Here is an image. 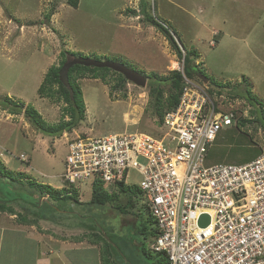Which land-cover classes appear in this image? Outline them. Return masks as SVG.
Here are the masks:
<instances>
[{"label": "rangeland", "instance_id": "rangeland-1", "mask_svg": "<svg viewBox=\"0 0 264 264\" xmlns=\"http://www.w3.org/2000/svg\"><path fill=\"white\" fill-rule=\"evenodd\" d=\"M142 2L148 4L151 15L172 30L184 53L197 49L200 56L195 62L209 78V89L217 105L236 111L237 119L257 116L260 121L246 127H224L210 148L206 164H243L264 154L261 107L247 99L249 90L264 105V0H80L78 7L70 5L68 0H0V100L17 101L24 110L27 106L34 107L49 124L70 120L64 99L39 95V87L50 67L61 64L63 50L77 56L121 62L148 77L146 86L127 79L121 81L116 73L107 77L108 82L90 76L79 79L86 103L85 118L78 127L60 136L41 133L24 112L11 113L9 108L14 107L13 103L8 104L9 108L0 104L3 166L14 174L23 173L26 178L71 194L74 188L64 183L62 174L73 138L135 131L162 133V125L151 107L150 88L155 83L150 76L153 73L170 76L184 69V62L165 35L146 21ZM73 57L68 55L67 60ZM197 79L201 85L203 81ZM141 180L137 170H129L127 185L139 186ZM6 181H0V198H13L18 185L13 180L12 184ZM18 184L29 187L26 182ZM92 184L91 180L77 184L75 190L80 203L61 199L55 203L56 210L48 205L43 209L47 208L57 219L62 217L66 228L70 222L93 223L97 231V226L103 228L120 245V263L157 262L162 252H153L151 248L157 236L151 224L156 225L148 220L151 213L143 194H138L136 205L130 206L128 213H122L117 204L126 202L127 192L118 191L113 202L95 204L90 201ZM107 189L116 192L114 188ZM16 197L40 204L49 200V195L36 200L27 190H21ZM13 205L15 214L2 211L11 214L9 217L0 213V232L7 224L3 240L0 236L3 245L0 257L4 264L10 247L17 251L20 245L27 246L20 235L11 232L13 227L9 224L34 226L45 234L49 233L48 227L53 231L56 226L41 221L21 222L18 214L21 208L15 202ZM67 210L78 216L65 218ZM144 224L147 232L137 233L135 229L143 228ZM82 228L84 239L97 243L100 255L87 249L78 261L103 264L104 243L88 235L93 232L89 228Z\"/></svg>", "mask_w": 264, "mask_h": 264}, {"label": "built area", "instance_id": "built-area-1", "mask_svg": "<svg viewBox=\"0 0 264 264\" xmlns=\"http://www.w3.org/2000/svg\"><path fill=\"white\" fill-rule=\"evenodd\" d=\"M181 71L180 101L166 113L160 135L77 136L69 142L63 181L115 189L137 170L157 225L151 248L165 252L169 264H264V154L243 164L207 165L220 131L238 124L237 113ZM203 214L210 216L206 226L199 223Z\"/></svg>", "mask_w": 264, "mask_h": 264}, {"label": "trees", "instance_id": "trees-1", "mask_svg": "<svg viewBox=\"0 0 264 264\" xmlns=\"http://www.w3.org/2000/svg\"><path fill=\"white\" fill-rule=\"evenodd\" d=\"M69 4L78 7L80 0H68ZM143 5V13L145 14V19L146 21L151 24L152 26L157 27L159 31H161L165 37L168 39L169 43L171 44L172 48L176 51V53L179 55V57L183 60L184 62V73L187 77L189 78H195L197 79V72H204L202 71L199 67L198 64L195 62V59L200 56L199 52L197 49H188L186 53H184L183 49L180 47L178 41L176 40L175 36L173 35L172 30L165 26L163 23H161L159 20H157L153 15H151L148 11V4L146 2H142ZM51 17V16H50ZM77 53L68 51V50H63L62 51V56L63 59L61 60V64L59 66L53 65L50 67L49 71L45 75V78L42 82V84L39 87V95L43 97H50V98H57V99H64V101L68 104L66 110L70 116V120L68 121H63L58 124H49L47 121H45L41 114L31 106H27L25 110L23 109V106L16 102L12 101H3L0 100V104L5 108L7 107L8 104L13 103L14 107L11 109L9 108L10 112L13 114H18V113H26L32 124L43 134H50L51 136H60L62 135L65 131H72L76 127L79 126L81 121L85 118L86 114V103L84 100L83 96V91L81 89L80 84L78 83V80L81 78H85L87 76H90L92 78H101L105 82H108L107 77L112 74L116 73L119 74L121 81H125L126 77L117 72L114 71L110 68L107 67H93V66H85V65H80V64H75L73 65L70 70H69V81L70 85L72 86L74 90V95H71L70 90L65 86L63 81L61 80L60 76V71L64 65V63L67 61V56L68 55H73L77 56ZM153 79V82L155 84H152L150 88V96H151V107L153 114H155L158 118V123L162 125L164 122V117L167 112L175 108L180 101L181 93L183 91L184 87V75L181 70L174 71L172 75L170 76H159L156 73H153L151 76ZM198 80V79H197ZM122 87V82L120 84ZM166 86L167 88H164ZM210 88V86H209ZM208 88L209 93H211L210 89ZM212 90V89H211ZM220 94L221 91L219 92ZM247 99L252 102H254L256 105H260L259 107L261 110V120L264 123V105L261 104V102L256 100L250 93L249 90H247ZM245 96V94H244ZM213 98V96H212ZM258 122L259 120L257 119V116L254 117H240L238 119V124L237 127L243 126L246 127L252 122ZM260 122V121H259ZM262 153V152H261ZM260 155V154H259ZM258 155V156H259ZM0 181L3 179H6L12 184V180L17 183L15 187L17 188L16 191L17 193H12L15 195V197H8L0 198V212L2 211H9L10 213H16V208L12 204L14 201L19 200V204H28L29 202L22 198L16 197V195H19L21 190H35L37 193H39L41 196L44 195H49V200L51 202H55L58 200H73L77 203H80V200L78 198V193L75 190L76 187L73 186L74 189H71L72 193H68L67 191L62 193L61 191L63 189H56L51 187L50 185H45L40 182H37L35 180H32L31 178H26L23 173L20 174H14L11 170H8L5 166L0 163ZM21 182H26L28 184V189L25 187V184L20 185L18 183ZM10 184V185H11ZM19 188V190H18ZM116 192H109L108 189L106 188V183L104 182H96L93 185V190H92V196H91V203L95 204H106L108 202H113L117 197V192H127L128 193V199L124 203H119L117 204V208L119 209L120 212L122 213H128V208L130 206L134 207L136 205V197L138 194L142 193L140 186L136 185H127L124 181L119 182L116 187ZM66 190V189H64ZM30 194H35L34 192H31ZM32 207H30V212L32 211V215L27 214V211L24 209L23 211H18L19 214V220L24 223H30V224H35L39 220L48 218V220L54 221L58 223L61 219L55 220V216L52 215V213L49 210L44 211L45 209H42V207L38 208L39 203L32 202ZM22 206V205H21ZM52 206V205H51ZM25 208V207H23ZM44 208V207H43ZM48 211V212H47ZM148 220L150 222H154L156 225V221L154 220L153 216L150 215L148 217ZM135 222V221H134ZM85 227L90 229V232L92 234H88L91 237H95L97 241H101L104 243L103 248H102V253H101V259L103 264H124V262L120 261L122 260V255L120 249V245L115 242L108 232L104 231L103 228L97 226L98 231L95 229L96 226L88 223H83ZM151 224V223H150ZM152 226V230L156 231L157 234V225L156 227ZM135 229V228H134ZM104 231V233L102 232ZM147 225L144 224L143 228L141 226L137 227L135 231L139 234H145L147 232ZM84 236V235H83ZM87 238V237H86ZM154 242V241H153ZM133 243V242H132ZM153 251V250H152ZM156 252V251H153ZM148 255V253H146ZM159 260L155 262L154 264H169V259L168 256L165 252L159 253ZM152 257V255H149Z\"/></svg>", "mask_w": 264, "mask_h": 264}, {"label": "crops", "instance_id": "crops-1", "mask_svg": "<svg viewBox=\"0 0 264 264\" xmlns=\"http://www.w3.org/2000/svg\"><path fill=\"white\" fill-rule=\"evenodd\" d=\"M31 191H35V190L28 189L29 193H31ZM32 195L36 200H40L41 197H43L39 193H35ZM14 202L16 204H19L20 201L17 200ZM38 202H39L38 208L42 207V209L44 206L47 205L48 207L52 205V208L56 206L55 202H50L48 199H45V201L42 204H40L41 203L40 201ZM19 206L21 209L25 207L27 214L29 215L33 214L32 211L30 212L29 209L30 207L33 206L32 203L29 202L28 204L25 205L19 204ZM45 210H47V208H45ZM54 210H56V207ZM59 211L61 212L60 208ZM0 213H6L9 215V217L11 215L7 212H0ZM64 213L67 214L68 217L65 216V218L68 219L75 218V216H78V214L77 213L74 214L72 210L64 211ZM60 216H64V215L61 214ZM60 219H62V217H60ZM55 220H57V218H55ZM40 221L46 224L48 223L55 224L56 226L55 228H53V231L51 227H48L49 233L45 234L44 232L38 231L36 228H34V226L29 227L22 223L14 224L13 222H12L13 224L12 223L9 224L12 225L13 227L11 232L12 233L16 232L17 236L20 235V239L23 242H25L27 246L20 245L17 251L12 250V248L10 247L5 256L6 264H80L78 259L81 258L85 250L99 249L97 243L88 242L87 240L84 239V236H82L81 239L79 238V236H81V234L83 235L84 233L82 232L83 229L82 227H85L83 223L70 222V224H67L68 227L66 228L64 227V224L66 223H63L62 220H60L58 223L48 220V218L41 219L39 220V222ZM58 225H61L64 228ZM6 226L7 224L6 225L4 224L0 232V236L2 240L3 237L5 236ZM52 233L54 234L52 235ZM13 240L14 242H16L17 239L13 238ZM2 247L3 245L2 242L0 241V248ZM96 255L98 256L100 255L99 251L97 250H96ZM0 264H4L2 263L1 257H0Z\"/></svg>", "mask_w": 264, "mask_h": 264}, {"label": "water", "instance_id": "water-1", "mask_svg": "<svg viewBox=\"0 0 264 264\" xmlns=\"http://www.w3.org/2000/svg\"><path fill=\"white\" fill-rule=\"evenodd\" d=\"M176 40L178 41V39ZM178 43L180 47H182L179 41ZM75 64L93 66V67H99V68H102V67L110 68L114 71H117L123 74L127 80L132 81L135 84L140 85V86H146L148 82V77L144 73L137 71L134 68L128 67L124 63L117 62V61H111V60H101V59L87 57V56H74L72 59H68L64 63L60 71L61 80L63 81L65 86L70 90L72 96L74 95V90L72 86L70 85L68 74H69L70 68ZM196 75L204 83H209V78L204 73L197 72ZM199 223L201 226L208 225L210 223V216L208 214H203L200 218Z\"/></svg>", "mask_w": 264, "mask_h": 264}, {"label": "clouds", "instance_id": "clouds-1", "mask_svg": "<svg viewBox=\"0 0 264 264\" xmlns=\"http://www.w3.org/2000/svg\"><path fill=\"white\" fill-rule=\"evenodd\" d=\"M203 73V72H202ZM194 79V78H193ZM202 83V82H201ZM204 83V82H203ZM204 84H206L207 86H208V88H209V83H204ZM214 99V98H213ZM236 112V111H235ZM237 113V112H236ZM237 126V125H236ZM260 156V155H259ZM259 156H257V157H259ZM256 159V158H255ZM254 160V159H253Z\"/></svg>", "mask_w": 264, "mask_h": 264}]
</instances>
